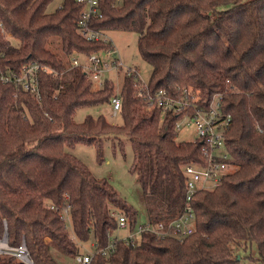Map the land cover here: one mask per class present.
<instances>
[{"label": "trees", "instance_id": "trees-1", "mask_svg": "<svg viewBox=\"0 0 264 264\" xmlns=\"http://www.w3.org/2000/svg\"><path fill=\"white\" fill-rule=\"evenodd\" d=\"M52 1L0 0V75L20 74L32 61L49 67L40 70L39 97L0 81V238L25 242L35 264H58L53 249L76 256L78 243L90 238L88 264H264V0H100L102 16L90 27L138 33L140 55L152 66L150 93L165 89L179 98L188 87L197 94L195 104L162 122L158 106L146 108L133 75L125 74L117 91L113 79L97 87L71 66L75 52L115 45L81 34V3L64 0L49 12ZM116 94L122 123L104 114L75 120L79 108L110 103ZM215 95L221 115L231 116L225 143L234 170L213 190L194 194V232L179 240L146 230L136 245L113 238L114 214L133 228L137 208L68 147L94 145L101 160L104 138L128 137L148 220L168 225L186 204L185 167L209 164L203 142L178 140L176 124L207 110ZM0 264L22 262L1 253Z\"/></svg>", "mask_w": 264, "mask_h": 264}, {"label": "built area", "instance_id": "built-area-1", "mask_svg": "<svg viewBox=\"0 0 264 264\" xmlns=\"http://www.w3.org/2000/svg\"><path fill=\"white\" fill-rule=\"evenodd\" d=\"M83 5L81 11L82 18L79 21V30L81 34L88 40L95 41L103 39L105 41L111 39L108 33L95 30L90 27L89 21L93 17H101L100 0H76ZM122 0H116L115 5H119ZM71 66L80 67L86 78L97 83L101 80L103 72L109 70H117L124 66L123 61L119 55V51L116 46L101 50L92 54H83L75 52L71 56ZM49 70V67L42 66L39 63L32 61L25 64L20 74H3L0 75L1 82H12L15 86L21 87L25 90L35 92L39 97V73L40 70ZM127 75H133L140 81L141 91L140 96H143L146 108L151 109L153 106H158L161 111V122L168 112L180 113L187 107L195 104L198 99L197 94L191 88H183L181 97H174L165 89H159L155 94L150 93L148 83H143V79L136 67L128 66ZM142 79V80H141ZM104 79L102 80V82ZM145 81V80H144ZM102 84V83H101ZM142 87H146L143 90ZM111 105L113 113L118 114L122 105L120 96L116 94L111 99ZM231 123V116L221 115L220 110V98L213 100L209 105V108L205 111L196 110L193 115H183L177 122L176 129L178 131V138L180 140L196 141L201 140L203 142L202 153L209 160L207 166L187 165L185 167V173L187 175V197L184 210L180 216L171 221L168 225L158 222L153 224L151 221L140 225L139 235L133 233L123 238L126 243L136 245L140 241V234L143 231H152L159 236H165L167 234L175 235L179 240H183L185 236L194 232V207L192 205V199L194 194L198 190H213L219 186L227 173L234 170V166L228 163L230 155L226 150L225 133ZM231 166H233L231 168ZM117 217L118 227L129 226L128 220L123 214H114ZM114 248V243L111 242L104 250L103 254H108L110 250ZM95 251V250H94ZM7 253L16 257L22 264H35L28 247L25 242L19 246H11L4 238H0V254ZM93 253L91 254H78L75 256L76 260L80 264L90 263Z\"/></svg>", "mask_w": 264, "mask_h": 264}, {"label": "rangeland", "instance_id": "rangeland-1", "mask_svg": "<svg viewBox=\"0 0 264 264\" xmlns=\"http://www.w3.org/2000/svg\"><path fill=\"white\" fill-rule=\"evenodd\" d=\"M63 1L64 0H53L48 6V11L52 12L56 10L61 6ZM108 33L119 51L124 66L119 69V72L114 69L103 72L101 80L97 81L95 85L97 87L101 86V83H103L102 80L105 78L113 79L117 91H119L123 86L128 66L136 67L143 79H141L143 83H148L152 66L140 55L138 48V33L134 31H109ZM13 44H15V41ZM217 98L218 95H215L214 100ZM88 114L94 116L104 114L106 118L113 123H122L123 121L121 114L113 113L111 103L81 107L75 114V120L81 122ZM177 139L180 140L179 138ZM103 143L104 148L101 160L99 159L97 148L94 145L77 143L73 147H68V151L81 158L97 177L108 178L127 201L137 208V224L133 228H130V226L118 227L113 232L112 237L123 239L128 237L131 232L138 233L139 235L140 225L148 221V216L143 190L137 181L136 174L130 171V165L133 160L132 142L126 136L113 138L108 136L104 138ZM232 167L233 166H231V168ZM67 223L68 226L71 227L69 218H67ZM3 238L7 240L6 235ZM78 248L80 254L93 253L95 250L93 239L90 238L88 241L79 242ZM52 254L58 264H80L77 262L75 256L67 255L57 249H53ZM253 255L257 256L255 250ZM242 261L248 263L252 261V259L243 257Z\"/></svg>", "mask_w": 264, "mask_h": 264}, {"label": "water", "instance_id": "water-1", "mask_svg": "<svg viewBox=\"0 0 264 264\" xmlns=\"http://www.w3.org/2000/svg\"><path fill=\"white\" fill-rule=\"evenodd\" d=\"M7 237V236H6Z\"/></svg>", "mask_w": 264, "mask_h": 264}]
</instances>
